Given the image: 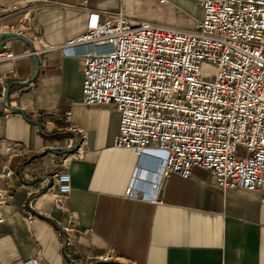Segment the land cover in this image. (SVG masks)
<instances>
[{"label": "crops", "instance_id": "0c3cea01", "mask_svg": "<svg viewBox=\"0 0 264 264\" xmlns=\"http://www.w3.org/2000/svg\"><path fill=\"white\" fill-rule=\"evenodd\" d=\"M118 12L183 29L203 16L187 0H0V53L22 55L0 62V172H14L0 264H264V189L222 190L195 168L161 180L160 203L125 195L161 154L115 147L119 114L82 103L83 59L65 47L96 14ZM62 172L64 211L53 206Z\"/></svg>", "mask_w": 264, "mask_h": 264}, {"label": "built area", "instance_id": "2783aa9c", "mask_svg": "<svg viewBox=\"0 0 264 264\" xmlns=\"http://www.w3.org/2000/svg\"><path fill=\"white\" fill-rule=\"evenodd\" d=\"M187 1L203 11L192 29L135 21L121 12L104 19L96 14L65 45L83 59L82 103L119 114L115 147L141 157L150 149L161 154L149 181L126 189L129 198L145 191L151 203H160L161 180L188 179L195 168L222 190L264 189V0ZM21 56L5 49L0 62ZM13 175L0 172V225L10 198L3 185ZM70 193V175L56 174L55 209L64 211L61 199Z\"/></svg>", "mask_w": 264, "mask_h": 264}, {"label": "rangeland", "instance_id": "374dc122", "mask_svg": "<svg viewBox=\"0 0 264 264\" xmlns=\"http://www.w3.org/2000/svg\"><path fill=\"white\" fill-rule=\"evenodd\" d=\"M140 10V9H139ZM141 10L143 11V7H141Z\"/></svg>", "mask_w": 264, "mask_h": 264}]
</instances>
